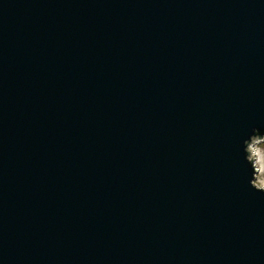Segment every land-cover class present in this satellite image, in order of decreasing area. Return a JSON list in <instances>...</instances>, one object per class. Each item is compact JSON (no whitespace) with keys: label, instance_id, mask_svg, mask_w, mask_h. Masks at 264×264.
Masks as SVG:
<instances>
[{"label":"water","instance_id":"95a60500","mask_svg":"<svg viewBox=\"0 0 264 264\" xmlns=\"http://www.w3.org/2000/svg\"><path fill=\"white\" fill-rule=\"evenodd\" d=\"M264 0H0V264H264Z\"/></svg>","mask_w":264,"mask_h":264},{"label":"rangeland","instance_id":"374dc122","mask_svg":"<svg viewBox=\"0 0 264 264\" xmlns=\"http://www.w3.org/2000/svg\"><path fill=\"white\" fill-rule=\"evenodd\" d=\"M255 147L259 152L262 160V166L261 165L259 166V169L260 171H262V173L260 175L259 174L257 175L256 184L258 187H264V142L257 144Z\"/></svg>","mask_w":264,"mask_h":264},{"label":"bare ground","instance_id":"6f19581e","mask_svg":"<svg viewBox=\"0 0 264 264\" xmlns=\"http://www.w3.org/2000/svg\"><path fill=\"white\" fill-rule=\"evenodd\" d=\"M252 154H253L254 157H256V162H257V166H258V168H257L258 169V174L260 175L262 173V171H260V169H259V166L260 165L262 166L261 156H260L259 152L256 149L252 150Z\"/></svg>","mask_w":264,"mask_h":264},{"label":"snow or ice","instance_id":"6c2138e0","mask_svg":"<svg viewBox=\"0 0 264 264\" xmlns=\"http://www.w3.org/2000/svg\"><path fill=\"white\" fill-rule=\"evenodd\" d=\"M257 191L260 192V193H264V187L258 188Z\"/></svg>","mask_w":264,"mask_h":264}]
</instances>
